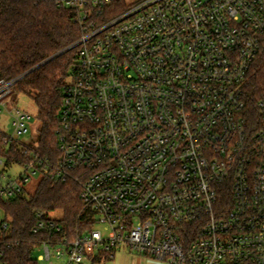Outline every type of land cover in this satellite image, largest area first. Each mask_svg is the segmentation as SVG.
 Here are the masks:
<instances>
[{
	"label": "built area",
	"instance_id": "built-area-1",
	"mask_svg": "<svg viewBox=\"0 0 264 264\" xmlns=\"http://www.w3.org/2000/svg\"><path fill=\"white\" fill-rule=\"evenodd\" d=\"M56 1L82 30L56 162L0 79V148L25 158L17 177L0 173V199L29 195L33 176L81 185L82 228L36 211L37 259L93 264L126 245L161 264H264V96L250 122L244 91L262 54L264 66V0ZM11 232L0 208V264Z\"/></svg>",
	"mask_w": 264,
	"mask_h": 264
},
{
	"label": "trees",
	"instance_id": "trees-1",
	"mask_svg": "<svg viewBox=\"0 0 264 264\" xmlns=\"http://www.w3.org/2000/svg\"><path fill=\"white\" fill-rule=\"evenodd\" d=\"M117 12L113 11L110 16ZM75 15L73 8L58 5L56 0H0V79L14 80L15 91L34 100L41 121L38 150L43 157L54 162L59 158L56 141L59 109L66 83L75 69L79 51L75 45L82 35ZM262 60L263 54L253 65L244 87L248 102L246 119L250 122L259 118L257 102L264 96ZM0 152L7 155L9 162L25 161L15 145L9 151L0 148ZM80 192L81 185L74 177L55 181L43 176L34 193L0 199V208L11 216L10 237L20 240L18 245L6 247L8 263L40 264L35 257V237L31 233L36 223V211L60 210L62 217L59 221L65 227L70 230L82 228L85 213Z\"/></svg>",
	"mask_w": 264,
	"mask_h": 264
},
{
	"label": "rangeland",
	"instance_id": "rangeland-1",
	"mask_svg": "<svg viewBox=\"0 0 264 264\" xmlns=\"http://www.w3.org/2000/svg\"><path fill=\"white\" fill-rule=\"evenodd\" d=\"M12 99L15 101V104L17 106L27 110L33 116V119L29 124L30 132L28 137L34 136L35 139H38L41 128V121L38 118V107L35 104L34 100L29 95L18 91H14ZM0 129L8 134L12 132L10 117L7 113H3L0 117ZM9 149L10 148L8 146L6 151H9ZM6 160V156H4V163L0 164V173L5 177H17L21 172L25 170V168L15 160H11L10 162L9 160L6 162ZM40 179V176L32 177L31 181L26 185L29 193H34ZM51 216L61 218L62 212L60 210L54 211L53 213H51ZM95 228L104 229L103 225L99 223L95 225ZM42 252V250L36 251L35 257H37ZM113 253L114 255L112 257L105 259L103 258L101 261H95L93 264H161L159 261L144 254H140L126 245L118 246L117 248H115ZM39 263L46 264V261L39 260Z\"/></svg>",
	"mask_w": 264,
	"mask_h": 264
},
{
	"label": "water",
	"instance_id": "water-1",
	"mask_svg": "<svg viewBox=\"0 0 264 264\" xmlns=\"http://www.w3.org/2000/svg\"><path fill=\"white\" fill-rule=\"evenodd\" d=\"M76 45H77V44H76ZM76 45H75V46H76ZM68 49H69V48L64 49L63 51L59 52L58 54H56V55L50 57L47 61L51 60V59L54 58L55 56H58V55L62 54L63 52H65V51L68 50ZM21 77H22V76H21Z\"/></svg>",
	"mask_w": 264,
	"mask_h": 264
}]
</instances>
